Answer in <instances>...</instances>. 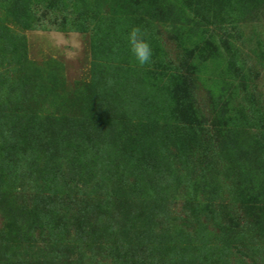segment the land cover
Wrapping results in <instances>:
<instances>
[{
	"label": "rangeland",
	"instance_id": "374dc122",
	"mask_svg": "<svg viewBox=\"0 0 264 264\" xmlns=\"http://www.w3.org/2000/svg\"><path fill=\"white\" fill-rule=\"evenodd\" d=\"M135 2H68L70 19L103 16L85 31L43 1L33 26L25 0L0 5V264H264L247 232L264 214V0L222 1L226 19L189 40L183 4L151 16ZM135 27L149 64L131 51ZM199 36L218 48L196 55ZM181 73L205 122L195 133L167 101ZM129 138L144 147L132 166Z\"/></svg>",
	"mask_w": 264,
	"mask_h": 264
},
{
	"label": "trees",
	"instance_id": "16d2710c",
	"mask_svg": "<svg viewBox=\"0 0 264 264\" xmlns=\"http://www.w3.org/2000/svg\"><path fill=\"white\" fill-rule=\"evenodd\" d=\"M24 1V0H23ZM40 1L46 2V12L47 14H52V16L56 15L57 18L59 17V13L62 14V22L61 27L63 29H71V30H82L85 31L88 29L91 25V23L94 25V27H98L99 21L101 22L103 16L100 15L98 12L93 14H87L84 12H81L80 17L77 19H70L69 16L71 15V12L69 13L70 4L68 2H72V0H25L24 3V9L26 11V15H30V12H32V18H28V22L30 21V25L33 26L32 21H40L38 17H36V12L34 10L31 11V8L33 5H37L40 3ZM113 6L115 7L117 0H110ZM135 4L140 6L143 5V8L146 9L145 12H148L151 16L153 14L162 13L167 11V1L169 2V7L178 6V4H183L178 7V15L181 21L176 20L178 25L176 27H180L183 29V31H186L188 36L187 39L189 40L191 36L190 33H195V36L197 35V30H200L201 26H206L207 23L212 19L213 17L215 19L224 20L226 19V16H228V10L225 9V4L222 2L224 0H135ZM227 3L232 0H225ZM261 0H235L237 3H241L242 6L245 7L248 12H251V10L256 9L259 5ZM20 0H0V5L3 7L8 6H16ZM32 3V4H31ZM133 3V0H132ZM15 4V5H14ZM112 4H110L112 6ZM213 12V13H211ZM142 20V18H140ZM53 21V20H51ZM103 21V20H102ZM207 22V23H206ZM52 23V22H51ZM203 34L206 33V31H202ZM228 43V40L226 41ZM191 47H188L192 49L193 53L198 51V55L201 56L200 53H208L210 50L211 52L208 53L210 55L213 53V50H216L217 44L215 42V38L213 36L205 37V36H199V40L194 41L193 44H190ZM200 51V53H199ZM197 55V52H196ZM199 56V57H200ZM206 57V56H205ZM204 57V59H206ZM201 59V58H200ZM156 73V72H155ZM157 75H161L156 73ZM178 75L180 76L178 78ZM174 78V77H173ZM170 79V78H169ZM193 79V78H192ZM173 80V79H172ZM172 82V81H171ZM165 85V84H164ZM165 90L169 92V96L167 97V101L171 100L173 104H175V119L179 123H186L188 126H190L191 131L193 133L198 132V130L203 129L204 127V121H203V115L201 114L200 109L196 106L195 99L196 96L194 95V86L191 82V78L187 76L186 74H177L176 80H174V83L166 84ZM32 119L36 122L35 132L36 134H39L41 130L39 131V123L41 124L40 117L38 115L34 116ZM143 142L149 143L151 140L150 134H145L143 136ZM140 141L136 140L135 138H129L126 141L125 149L123 151L124 154V161L129 165L132 166L133 164V154L135 153L134 149H141L144 150V147L140 146ZM34 195H30L29 198H27V204L29 206L33 203ZM261 197H263L261 195ZM260 197V198H261ZM256 196L252 198L253 202L256 204ZM104 201L108 204V201H110L108 198ZM259 207V206H258ZM248 208H250L248 206ZM260 216L257 217L255 220H252L248 225V231L254 238L264 239V214H259ZM146 260L143 263L149 264L150 257L148 256ZM138 263H141V259H138ZM142 263V264H143ZM151 264V263H150Z\"/></svg>",
	"mask_w": 264,
	"mask_h": 264
},
{
	"label": "clouds",
	"instance_id": "9594fccd",
	"mask_svg": "<svg viewBox=\"0 0 264 264\" xmlns=\"http://www.w3.org/2000/svg\"><path fill=\"white\" fill-rule=\"evenodd\" d=\"M128 41L132 53L140 65L149 64L152 60V48L149 42L144 39L141 29L135 27L128 35Z\"/></svg>",
	"mask_w": 264,
	"mask_h": 264
}]
</instances>
